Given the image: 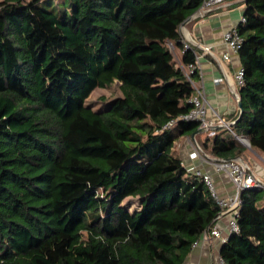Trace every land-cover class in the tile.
<instances>
[{"label":"trees","instance_id":"1","mask_svg":"<svg viewBox=\"0 0 264 264\" xmlns=\"http://www.w3.org/2000/svg\"><path fill=\"white\" fill-rule=\"evenodd\" d=\"M201 5L0 0V264H184L214 228L221 208L173 151L200 123L164 129L193 108L199 72L183 69L196 51L181 27ZM245 7L233 129L264 154V0ZM115 83L120 96L87 104ZM197 142L213 159L246 152L227 132ZM240 199L220 257L264 264V188Z\"/></svg>","mask_w":264,"mask_h":264},{"label":"crops","instance_id":"2","mask_svg":"<svg viewBox=\"0 0 264 264\" xmlns=\"http://www.w3.org/2000/svg\"><path fill=\"white\" fill-rule=\"evenodd\" d=\"M245 1L247 0H224L223 4L218 6L215 11L204 17L192 19L185 27H181L184 39L191 40L198 51L199 78L194 81V86L204 89L205 100L208 104V116L210 119H214L215 115H220L228 123L235 122L233 119L240 113L237 99L240 88L235 83V75L242 64L239 53H232L228 62L223 60V55L228 52L224 34L240 24L246 8ZM200 46L209 47L210 51L206 53ZM176 51L175 57L178 64L183 67L181 65L183 50L177 48ZM183 70L187 72V68ZM217 79L223 80L217 83ZM218 132L230 133L224 126L218 127ZM195 139L204 144L207 134L204 131H197L191 136H181L174 144L175 155L181 159L186 169L193 168L211 174L218 196L221 198L233 196L236 193V188L229 175L217 172L211 162L203 161L200 158H191ZM254 151L253 153L256 154L257 151ZM253 153L244 152L241 158L264 185V160H262L264 157L257 156L261 159L262 167L251 156L254 155ZM260 154L264 156V154ZM229 220V215L222 216L215 223L214 228L221 231L222 237L229 238L231 236ZM221 246L222 242L219 239L213 237L208 239L203 235L198 244L192 248L184 264H219Z\"/></svg>","mask_w":264,"mask_h":264},{"label":"built area","instance_id":"3","mask_svg":"<svg viewBox=\"0 0 264 264\" xmlns=\"http://www.w3.org/2000/svg\"><path fill=\"white\" fill-rule=\"evenodd\" d=\"M223 2L224 0H202V5L198 10L200 16L204 17L205 15L215 11L218 6L223 4ZM245 22H246V18L242 17L240 23H245ZM224 41L227 45L228 52L223 55V60L228 62L231 59L232 53L235 54L239 53L240 47L243 43V38L240 36L238 31V26L232 27L231 29L225 32ZM181 43L183 44L184 49L191 48L194 49V51H196L195 63L187 67V72L184 71L186 76L189 77L195 70L198 71V65H199L198 55H197L198 51L194 47L192 41L184 39V36ZM200 48H202V50L205 51L206 53L210 51L209 47L200 46ZM244 71L245 70L241 67L236 72L235 75V83L239 88L244 84ZM222 80L223 79H217L216 82L220 83L222 82ZM193 86H194V82H193ZM196 87H194L195 95L190 101L193 105L192 110L188 114L180 117L179 119L172 120L164 127V129L173 128L179 122V120L198 121L200 123L199 129L202 132L204 131L207 134V136L210 138L216 136V134L218 133V127L224 126L239 142L242 140H247L244 136L236 134L233 129L234 127H230V123L226 122L220 115H215L214 119L209 118L208 104L205 100L204 89L196 88ZM196 140L197 139H195L193 142L194 151L191 154L192 156L191 158H200L203 161L211 162V164H213L217 172H222L229 175V178L232 180L233 184L235 185L236 193L229 198H221L220 196H218L216 192L214 179L211 174L204 173L200 170H196L193 168L189 169L188 171L196 174L197 177L203 179L208 189L212 192L216 204L222 210L221 216H227V215L230 216V220H229L230 233L233 234L235 232H238L239 229H238L237 217L239 213V207L241 206V199H240L241 192L248 189H256V190L263 189L264 185L260 180L256 178L254 173L251 172V170H249L243 158L236 157L231 160H223L217 158L212 159L211 157L205 155L202 152ZM204 236L207 237L208 239L212 237L214 239H219L222 242V244L229 239L227 237H222V233L218 228H212L210 231L205 232ZM198 242L199 240L197 241V243H195L194 246H196ZM219 264H227V263H225L223 259L219 257Z\"/></svg>","mask_w":264,"mask_h":264},{"label":"rangeland","instance_id":"4","mask_svg":"<svg viewBox=\"0 0 264 264\" xmlns=\"http://www.w3.org/2000/svg\"><path fill=\"white\" fill-rule=\"evenodd\" d=\"M170 48L172 50H174V52H177L176 51L177 49H175L174 46L171 44H170ZM117 96H120V91L118 88V83H115L111 88L95 89V91L92 93V95L88 99L89 101H87V104L89 106L93 107L94 109H97V108L103 106L104 100L110 101V100H113L114 98H116ZM240 144L243 145L244 148H246V150H245L246 152H248L250 154H251V152L253 153L254 150L251 149L248 140H242V141H240ZM251 156L253 157V159H255L256 162L259 163V165H261L263 167L262 163L260 162L261 159H259V158H263L264 156H262L260 153H257V152H256V154L251 155ZM262 160H264V159H262ZM126 203H128L131 210L135 209L138 206L136 200H128Z\"/></svg>","mask_w":264,"mask_h":264},{"label":"water","instance_id":"5","mask_svg":"<svg viewBox=\"0 0 264 264\" xmlns=\"http://www.w3.org/2000/svg\"><path fill=\"white\" fill-rule=\"evenodd\" d=\"M198 17H200V14H199V12H196L190 18H188L182 26L185 27V25L190 20L195 19V18H198ZM237 99H238V106H239V109H240L239 118L236 120V122L230 123V127H234L238 123V121L242 118V116H243V106H242V100L240 98V95H238V98ZM198 132H201V130L199 129ZM225 160H231V159H225Z\"/></svg>","mask_w":264,"mask_h":264}]
</instances>
